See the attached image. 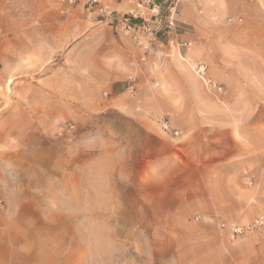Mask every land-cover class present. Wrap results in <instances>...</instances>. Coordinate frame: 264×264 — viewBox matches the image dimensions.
Masks as SVG:
<instances>
[{"label":"crops","instance_id":"crops-1","mask_svg":"<svg viewBox=\"0 0 264 264\" xmlns=\"http://www.w3.org/2000/svg\"><path fill=\"white\" fill-rule=\"evenodd\" d=\"M104 3L111 16L88 0H0V184L12 206L15 177L44 173L62 123L115 110L150 129L169 116L167 158L201 190L203 225L252 221L264 210V0H178L172 41L128 25L124 1ZM196 63L222 92L204 87ZM8 223L0 212V264H18ZM201 243L264 251V232L231 241L217 230Z\"/></svg>","mask_w":264,"mask_h":264},{"label":"rangeland","instance_id":"rangeland-1","mask_svg":"<svg viewBox=\"0 0 264 264\" xmlns=\"http://www.w3.org/2000/svg\"><path fill=\"white\" fill-rule=\"evenodd\" d=\"M151 123L115 110L64 122L44 152V173L15 177L22 186L10 193L14 206L0 184V212L10 220L12 251H20L14 262L264 264V251H206L204 233L244 223L203 225L201 190L167 158L175 148L168 134L177 130L167 115Z\"/></svg>","mask_w":264,"mask_h":264},{"label":"built area","instance_id":"built-area-1","mask_svg":"<svg viewBox=\"0 0 264 264\" xmlns=\"http://www.w3.org/2000/svg\"><path fill=\"white\" fill-rule=\"evenodd\" d=\"M124 1L128 6L129 10L123 17L128 22V25H138L142 29L149 31L162 32L171 41L175 39L176 32L178 29L177 16L179 14L178 0H116ZM70 5L77 3V0H68ZM105 0H88V4L91 6L97 5L100 11L108 16L113 14ZM152 24L156 25L152 27ZM179 47H186V42H179ZM194 72L200 77L205 87L214 92H222L223 87L217 82L213 81L206 74L207 66L204 63L191 64ZM138 82L135 78H131L127 85V90L131 93L137 91ZM162 127L165 131H170L171 127L168 122L163 121ZM178 135V131L174 132ZM2 200L0 199V204ZM222 228L227 229L232 239H239L246 236L247 234H254L264 229V213L257 216L252 222L244 225L226 223L222 224Z\"/></svg>","mask_w":264,"mask_h":264},{"label":"trees","instance_id":"trees-1","mask_svg":"<svg viewBox=\"0 0 264 264\" xmlns=\"http://www.w3.org/2000/svg\"><path fill=\"white\" fill-rule=\"evenodd\" d=\"M160 33L163 34L162 32H160ZM161 34H158V35L162 37L163 35H161ZM162 38H164V37H162Z\"/></svg>","mask_w":264,"mask_h":264}]
</instances>
